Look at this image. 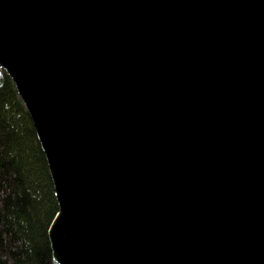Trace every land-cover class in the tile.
<instances>
[{
    "label": "water",
    "instance_id": "water-1",
    "mask_svg": "<svg viewBox=\"0 0 264 264\" xmlns=\"http://www.w3.org/2000/svg\"><path fill=\"white\" fill-rule=\"evenodd\" d=\"M6 75L55 264H264V0H0Z\"/></svg>",
    "mask_w": 264,
    "mask_h": 264
},
{
    "label": "trees",
    "instance_id": "trees-1",
    "mask_svg": "<svg viewBox=\"0 0 264 264\" xmlns=\"http://www.w3.org/2000/svg\"><path fill=\"white\" fill-rule=\"evenodd\" d=\"M60 206L33 120L15 83L0 89V264H55Z\"/></svg>",
    "mask_w": 264,
    "mask_h": 264
}]
</instances>
